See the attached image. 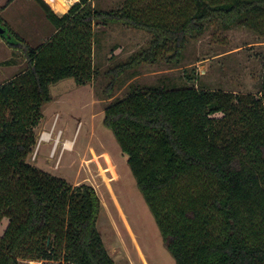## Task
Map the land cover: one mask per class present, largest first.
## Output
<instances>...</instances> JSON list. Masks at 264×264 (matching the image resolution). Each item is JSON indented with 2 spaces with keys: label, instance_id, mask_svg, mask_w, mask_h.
<instances>
[{
  "label": "trees",
  "instance_id": "obj_1",
  "mask_svg": "<svg viewBox=\"0 0 264 264\" xmlns=\"http://www.w3.org/2000/svg\"><path fill=\"white\" fill-rule=\"evenodd\" d=\"M35 1L54 28L38 46L0 16L3 38L26 60L0 83V227L7 221L0 264L61 257L70 264H116L98 228L96 189L73 186L29 161L51 85L93 79L95 24L122 23L152 34L146 47L106 72L111 99L124 72L161 58L178 64L189 38L213 21L264 35V0H125L107 10L79 0L62 15ZM104 124L128 155L176 264H264V87L256 97L137 86L110 100Z\"/></svg>",
  "mask_w": 264,
  "mask_h": 264
},
{
  "label": "rangeland",
  "instance_id": "obj_2",
  "mask_svg": "<svg viewBox=\"0 0 264 264\" xmlns=\"http://www.w3.org/2000/svg\"><path fill=\"white\" fill-rule=\"evenodd\" d=\"M46 1L62 15L76 0ZM124 2L93 0L96 7L106 10L120 7ZM5 16L9 18L6 22L34 47L54 31L35 0L15 1ZM94 32L93 79L85 85L77 84L73 78L51 85L52 100L44 105L43 119L35 131L37 140L43 132L52 133V138L44 141L36 157L33 158L34 151L29 161L65 178L73 186L87 183L96 189L102 203L98 228L116 264H176L137 186L128 155L104 124L105 108L111 99L126 96L134 87L164 84L171 88L222 89L261 97L264 35L241 25L227 29L219 21H213L203 33L189 38L178 64L161 58L156 63H143L127 70L116 81L112 89L114 97L109 99L112 76L106 72L146 47L152 34L122 23L95 24ZM0 42V83H3L25 68L26 60L3 36ZM6 225L4 220L1 233ZM20 261L21 264H70L62 257Z\"/></svg>",
  "mask_w": 264,
  "mask_h": 264
},
{
  "label": "crops",
  "instance_id": "obj_3",
  "mask_svg": "<svg viewBox=\"0 0 264 264\" xmlns=\"http://www.w3.org/2000/svg\"><path fill=\"white\" fill-rule=\"evenodd\" d=\"M15 1H17V0H0V16H1V18L3 19V21L4 22H6L7 20H9V18L8 17H6V16H8V15H6L5 16V14H7L8 12H9V10H11L12 9V6L14 5V3H15ZM46 1V0H45ZM77 1H79V0H76L75 2H77ZM47 2V1H46ZM74 2V3H75ZM48 3V2H47ZM73 3V4H74ZM72 4V5H73ZM71 5V6H72ZM70 6V7H71ZM22 7V6H21ZM70 7L68 8V10L70 9ZM67 10V11H68ZM67 11H65V12H67ZM5 16V17H4ZM9 16H11V15H9ZM21 17L22 16H19V18L21 19ZM19 19V20H20ZM22 20V19H21ZM7 23V22H6ZM12 27V26H11ZM13 28V27H12ZM16 30V29H15ZM16 32H18V31H16ZM47 39V38H46ZM0 43H2V42H0Z\"/></svg>",
  "mask_w": 264,
  "mask_h": 264
},
{
  "label": "built area",
  "instance_id": "obj_4",
  "mask_svg": "<svg viewBox=\"0 0 264 264\" xmlns=\"http://www.w3.org/2000/svg\"><path fill=\"white\" fill-rule=\"evenodd\" d=\"M46 134H50V137L49 138H52V133H48V132H43L41 135H40V137L38 138V141H37V145H36V148H35V154H34V156H33V158H35L36 157V155H37V153H38V151H39V149H40V146H41V144H43V142L44 141H50V140H46V138H45V135ZM58 138L60 139V137H61V132L60 133H58ZM58 141V140H57ZM65 146H66V144H65ZM56 147V146H55ZM55 149L56 148H54L53 149V153L55 152Z\"/></svg>",
  "mask_w": 264,
  "mask_h": 264
},
{
  "label": "water",
  "instance_id": "obj_5",
  "mask_svg": "<svg viewBox=\"0 0 264 264\" xmlns=\"http://www.w3.org/2000/svg\"><path fill=\"white\" fill-rule=\"evenodd\" d=\"M6 34V28L0 23V36H4Z\"/></svg>",
  "mask_w": 264,
  "mask_h": 264
},
{
  "label": "bare ground",
  "instance_id": "obj_6",
  "mask_svg": "<svg viewBox=\"0 0 264 264\" xmlns=\"http://www.w3.org/2000/svg\"><path fill=\"white\" fill-rule=\"evenodd\" d=\"M52 1H55L56 2L57 0H52ZM49 137H50V134H46L45 135L46 140H50L51 138H49Z\"/></svg>",
  "mask_w": 264,
  "mask_h": 264
}]
</instances>
